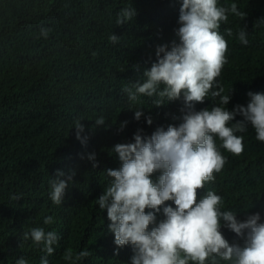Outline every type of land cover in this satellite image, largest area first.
<instances>
[{"label": "trees", "instance_id": "obj_1", "mask_svg": "<svg viewBox=\"0 0 264 264\" xmlns=\"http://www.w3.org/2000/svg\"><path fill=\"white\" fill-rule=\"evenodd\" d=\"M181 2L0 0V264H16L20 257L41 264L47 255L43 244L23 238L34 227L59 236L49 264H70L63 260L69 248L91 253L77 264H131L132 246L115 244L107 210L96 200L111 184L107 170L121 167L112 152L116 144L133 143L138 130L147 138L159 127L182 123L187 111L183 96L175 101L164 97L157 107L158 94L132 102L123 91L146 79L144 71L157 62V46L167 44L170 50L173 41L179 43L175 29ZM232 3L247 15L229 14L219 29L229 50L218 84L224 89L221 95L231 97L224 106L229 110L247 106L249 92L264 93V0H218L219 6ZM124 8H134L136 16L117 25ZM42 28L51 29L47 39ZM241 30L247 33V46L238 39ZM112 34L120 37L119 43L110 42ZM163 88L161 84L158 92ZM219 99L209 94L194 109H211ZM138 109L143 112L139 121L134 115ZM99 117L106 125L94 127ZM77 121L85 126L86 146L76 138ZM237 135L244 137V153L236 156L221 147L227 162L198 195L214 191L223 198V211L237 213L240 221L260 213L264 222V142L256 139L250 124ZM216 143H222L218 137ZM92 154L95 161L88 158ZM57 170L66 174L61 179L75 173L61 205L50 199ZM160 175L152 179L158 181ZM20 194V199L12 198ZM156 215L157 223L165 219L162 210ZM46 216L54 222L44 224ZM222 231L230 243L243 245L227 227Z\"/></svg>", "mask_w": 264, "mask_h": 264}, {"label": "clouds", "instance_id": "obj_2", "mask_svg": "<svg viewBox=\"0 0 264 264\" xmlns=\"http://www.w3.org/2000/svg\"><path fill=\"white\" fill-rule=\"evenodd\" d=\"M229 14L240 19L247 15L236 3L224 7L218 5V0H182L179 27L175 29L179 43L173 41L170 50L167 44L157 46V62L144 71L146 79L123 89L132 102L140 96L158 94L161 100L155 103L159 107L164 97L175 101L183 96L187 107L178 126L159 127L147 138L138 130L133 143H118L112 149L118 154L121 167L107 170L111 184L96 203L101 210H107L111 221L108 227L114 233L115 244L132 246L131 264H219V260L230 264H264V222L260 213L240 221L237 213L222 210L223 198L214 191H208L203 198L198 195L227 162L221 147L236 156L244 153V137L237 133L247 131L250 124L256 139L264 142V93L249 92L247 106L237 105L234 110L224 107L231 97L221 95L224 89L218 80L228 63L229 48L219 29L221 23L228 21ZM135 16L134 8H124L116 23L123 26ZM50 31L42 28L41 36L47 39ZM227 35H232L231 29ZM238 39L245 46L249 44L246 31L241 30ZM109 40L116 44L120 37L112 34ZM161 84L164 88L158 92ZM209 94L220 98L219 105L196 111L194 103H203ZM134 115L139 121L143 112L138 109ZM238 115L243 119L236 120ZM147 123H153L150 116ZM99 125H106L104 117L95 120L94 127ZM74 128L76 138L86 146L87 138L81 135L85 126L77 121ZM217 137L222 142L219 147ZM88 158L96 159L95 154ZM157 172L161 175L154 181L152 176ZM65 175L57 170L50 181V199L56 205L64 202L75 173L61 179ZM168 201L174 202L175 207L168 205ZM161 210L165 219L157 223L156 214ZM53 222L52 216L44 218V224ZM224 227L242 239L243 245L230 243L223 234ZM23 238L43 244L47 255L41 264H49L47 257L55 251L53 245L59 241L58 234L34 227L24 232ZM90 255L87 249L74 253L69 248L63 260L77 264ZM16 264H28V261L20 257Z\"/></svg>", "mask_w": 264, "mask_h": 264}]
</instances>
